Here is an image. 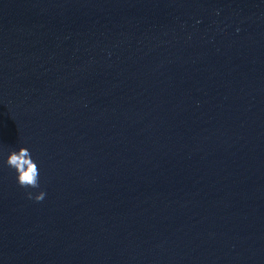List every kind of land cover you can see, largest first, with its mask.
<instances>
[{
    "label": "water",
    "instance_id": "1",
    "mask_svg": "<svg viewBox=\"0 0 264 264\" xmlns=\"http://www.w3.org/2000/svg\"><path fill=\"white\" fill-rule=\"evenodd\" d=\"M0 264H264V0H0Z\"/></svg>",
    "mask_w": 264,
    "mask_h": 264
},
{
    "label": "clouds",
    "instance_id": "2",
    "mask_svg": "<svg viewBox=\"0 0 264 264\" xmlns=\"http://www.w3.org/2000/svg\"><path fill=\"white\" fill-rule=\"evenodd\" d=\"M0 167H7L14 173L16 184L25 189L28 199L36 202L42 201L46 193L41 189V177L38 162L25 146L9 149L5 155L0 149Z\"/></svg>",
    "mask_w": 264,
    "mask_h": 264
}]
</instances>
